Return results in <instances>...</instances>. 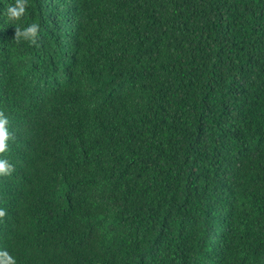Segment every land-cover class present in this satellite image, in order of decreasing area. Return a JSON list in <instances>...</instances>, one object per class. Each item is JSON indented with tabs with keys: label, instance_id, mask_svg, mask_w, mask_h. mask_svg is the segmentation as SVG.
Wrapping results in <instances>:
<instances>
[{
	"label": "trees",
	"instance_id": "obj_1",
	"mask_svg": "<svg viewBox=\"0 0 264 264\" xmlns=\"http://www.w3.org/2000/svg\"><path fill=\"white\" fill-rule=\"evenodd\" d=\"M14 4L0 257L264 264V0Z\"/></svg>",
	"mask_w": 264,
	"mask_h": 264
},
{
	"label": "clouds",
	"instance_id": "obj_2",
	"mask_svg": "<svg viewBox=\"0 0 264 264\" xmlns=\"http://www.w3.org/2000/svg\"><path fill=\"white\" fill-rule=\"evenodd\" d=\"M27 0H15L13 6L6 9V15L10 21H19L25 14ZM39 25L32 23L26 28L21 29L15 27L14 41L20 43L22 40L28 42L30 45H36L39 39ZM8 120L3 112H0V153L7 150V142L12 138V135L7 129ZM13 166L7 160L0 159V176H8L13 172ZM5 211L0 209V217L5 215ZM0 259H3L5 264H14V261L4 253Z\"/></svg>",
	"mask_w": 264,
	"mask_h": 264
}]
</instances>
